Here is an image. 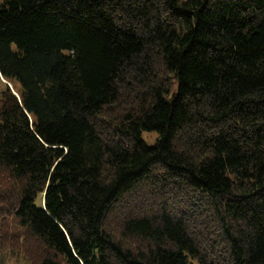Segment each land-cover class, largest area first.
<instances>
[{
  "label": "trees",
  "instance_id": "16d2710c",
  "mask_svg": "<svg viewBox=\"0 0 264 264\" xmlns=\"http://www.w3.org/2000/svg\"><path fill=\"white\" fill-rule=\"evenodd\" d=\"M0 74V257L264 264V0H0Z\"/></svg>",
  "mask_w": 264,
  "mask_h": 264
},
{
  "label": "rangeland",
  "instance_id": "374dc122",
  "mask_svg": "<svg viewBox=\"0 0 264 264\" xmlns=\"http://www.w3.org/2000/svg\"><path fill=\"white\" fill-rule=\"evenodd\" d=\"M10 83L12 84L13 82H10ZM15 83H17V82H15ZM17 85H18V83H17ZM5 87H6L5 79H3V77L0 74V93ZM144 137L147 139V141H149L151 143L156 138V133L155 132H145ZM1 205H2V203H0V223H1V220H4L6 218H9L11 220V218H12L9 212H7V211L3 212L4 210H2ZM4 254H2V255H4ZM0 264H29V262L23 257H16L12 254H7L4 257H0Z\"/></svg>",
  "mask_w": 264,
  "mask_h": 264
},
{
  "label": "water",
  "instance_id": "95a60500",
  "mask_svg": "<svg viewBox=\"0 0 264 264\" xmlns=\"http://www.w3.org/2000/svg\"><path fill=\"white\" fill-rule=\"evenodd\" d=\"M5 82H6V83L12 88V90H14L13 87H12V84H11V83H9V82L6 81V80H5ZM14 92H15V91H14Z\"/></svg>",
  "mask_w": 264,
  "mask_h": 264
}]
</instances>
